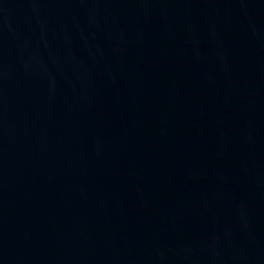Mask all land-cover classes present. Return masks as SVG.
Listing matches in <instances>:
<instances>
[{
    "label": "water",
    "instance_id": "obj_1",
    "mask_svg": "<svg viewBox=\"0 0 264 264\" xmlns=\"http://www.w3.org/2000/svg\"><path fill=\"white\" fill-rule=\"evenodd\" d=\"M0 264H264V0H0Z\"/></svg>",
    "mask_w": 264,
    "mask_h": 264
}]
</instances>
